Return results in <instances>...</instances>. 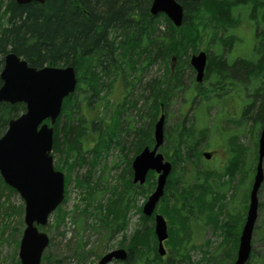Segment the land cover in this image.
Instances as JSON below:
<instances>
[{"label": "trees", "instance_id": "16d2710c", "mask_svg": "<svg viewBox=\"0 0 264 264\" xmlns=\"http://www.w3.org/2000/svg\"><path fill=\"white\" fill-rule=\"evenodd\" d=\"M177 2L183 8L179 26L174 25L163 13L151 14L152 0H44L43 3L30 1L24 4H18L15 0H0V70L3 56L8 51L24 58L34 67L72 65L75 68V90L64 98L61 111L53 124L52 152L63 157L61 166L66 169L65 196L75 168H86L83 176H75L79 190L85 191L82 194L84 198L81 197L83 208L76 206L75 209L83 214L94 207L96 212L92 216L100 215L104 223L100 221L98 225L105 224L109 234L116 229L122 231L127 228V212L135 207L139 190L130 179H121L122 190L118 192L115 186L107 187L102 181L100 184L99 176L94 180L91 173L100 167L101 159L106 157L110 149L119 150L120 154H135L143 146L151 145L156 114L161 112V106L163 111L166 110V141L161 150L164 154L171 152L174 165L168 176L159 212L170 224L166 241L169 248L163 256L157 253V240L153 226L150 225L152 220L137 208L140 223L129 237L123 233L119 241V246L128 253L123 264H183L189 260V250L194 249L193 245H188V227L196 221L197 216L191 211L189 204L199 205L201 212L198 215H204L205 210H214L215 203L210 201L215 194L213 187L210 189V186L203 184L202 175L191 165V155H197L199 146L207 135L205 127H201L199 123L206 118L203 107L211 105L209 98L197 103L194 101L195 106L198 105L192 111V117L190 112H182L173 126H167V108L172 96L185 88L184 77L189 81L193 80V69L189 63L191 53L199 52L203 42L208 46L212 45L211 50L216 52L209 51L208 46L204 48L208 55L204 77L210 76L212 84L209 89L219 90L215 96L224 91L221 86L227 82L232 84L239 80L238 83L241 81L246 85L258 80V75L261 76L263 84L249 100L242 94L239 95L243 106L238 118L241 121L249 122L253 119L256 122V114L259 117L257 124L264 120V0ZM239 7L247 9L252 25L250 27L257 35H261L259 60L255 64L244 59L249 57L230 60L227 55L236 42V37L224 36L223 32L228 26L235 28L238 25V19L232 14ZM239 64L244 68L240 75H236L234 68ZM154 65L159 67V75L145 79V74ZM169 74L171 82L168 80L170 77L167 79ZM116 82L124 91L123 96L114 100L119 109L113 113L108 125L104 122L105 115L109 104L115 103L109 100L108 95L112 96L111 91ZM196 93L190 97L196 98L201 91ZM256 102L259 105L254 107ZM84 110L92 114L89 121L82 113ZM23 111V103L0 102V136L5 132L9 120ZM90 132H96L97 136L93 144L86 148L85 137ZM229 143L235 146L232 154L235 156V166L224 169L219 176L215 174L213 178L208 174L206 177L212 178L210 181L213 185L225 177V174L234 181L235 173L240 170L239 164L244 157L241 151L243 144L238 139L235 140L234 136ZM256 147L257 141L252 153L253 161H257ZM58 166L54 163L55 169L59 170ZM254 169L255 167H249L245 170L249 184ZM151 178L152 175L148 177L150 187L154 185ZM229 179L220 183L221 188L226 191L225 187L231 181ZM193 180L195 181L192 182ZM0 183L9 191H14L1 178ZM95 190L102 193L112 190V194L105 202L94 200L92 194ZM247 190L248 184L244 191L245 207L238 217L236 232L229 233L225 223L220 228L215 226L220 236H223V245H228L231 250L227 252L228 264H233L238 247V235L247 208ZM2 195L0 192V199ZM225 196L226 193L223 198ZM12 210L11 206H5L0 201V214L4 211L9 216ZM56 210L55 222L60 224L64 221L66 212L61 209V205ZM47 225V229H50L52 224ZM39 229L42 230V226ZM231 242L232 246L229 245ZM218 245L219 248H224ZM79 250L75 249V255H78ZM203 253L206 255V251ZM48 260L49 255L43 253L41 262ZM206 261L208 264L215 263L213 258L212 262L209 258ZM13 264H20L19 260L13 258ZM258 264H263L260 259Z\"/></svg>", "mask_w": 264, "mask_h": 264}, {"label": "rangeland", "instance_id": "374dc122", "mask_svg": "<svg viewBox=\"0 0 264 264\" xmlns=\"http://www.w3.org/2000/svg\"><path fill=\"white\" fill-rule=\"evenodd\" d=\"M232 15L234 17L236 16V18L238 19V25L235 28H231L230 26H228L224 30L223 34L224 36L232 35L236 37V42L234 44L232 43L233 45L230 47V51L227 55L230 56V60H233L235 58H238L239 60L241 57H249L244 59H247L248 61L252 62V64H255L257 63V60H259V50H261L260 47L262 42L261 35H257L255 30L250 27L252 25L251 21L248 18V12L246 8L239 7L238 9L234 10ZM207 46L208 45L203 42L200 46V51L205 52L204 48H206ZM211 46H208L209 51L216 53L214 50H211ZM193 54L196 53L192 52L191 55ZM243 68L244 66L240 64L236 65L234 68V74L240 75ZM158 73L159 67L157 65H154L145 74V79H149L150 77L159 75ZM169 77L170 74L167 79ZM257 79L258 80L252 83L248 82L246 85L241 81L240 83H238L239 80L235 81L236 83H238V85L233 82L232 84L227 82L226 84H224V91H221L219 96L214 95L215 93L219 92V90L212 91L213 89H209L211 88V84L202 82L201 85L204 86H202L201 93L197 95L196 98L197 102L202 100L205 101L204 98H210L209 95H211L213 96V99L217 100L221 104V106L217 104H211L206 108V118L200 121L199 124L201 125V127H205L204 130L206 131L207 135L204 137V140H202L201 145L199 146V150H202L201 148L208 143L211 146L213 145L212 148H214L215 145L217 146L219 144L220 138L223 139V142L226 145L228 139L233 136L235 140L238 139V141H240V144H243V149L241 151L244 157L241 159L242 161H240L239 164L240 170L234 175V181H232V179H229V177H227L226 175L225 177L220 178L217 181V183L219 184L221 182H227L228 179L229 181L231 180L225 187L227 189V192L226 190L222 189L221 193H226V201L223 202H226L229 207H232L236 210V213L232 218L229 215V219H231V222H234L233 225H235L239 215L243 213L242 208L245 207L244 191L247 189V184V196L249 195L252 180L249 184L245 170L247 168L249 169V167H255L256 165V161H252V153L255 149L256 141L258 147V138L262 127V122L260 124H257V120H259V117L256 114L254 116V118L257 119L256 122L253 119H250L249 122L245 120H239L240 118L238 117L241 115L240 110L243 106V101L240 99L239 95L242 94V96H244L246 100H249L251 96H253L254 92L259 89L258 87L263 84V79L261 78V76L258 75ZM168 80L171 82V77ZM184 80L186 81L184 82L185 88H180L181 90L177 91V93L172 96L170 103L168 104V128L170 126H173V124L178 121L179 110L181 109L180 107L184 101V97L188 98L191 94H193L190 86L191 81H189L185 77ZM206 80L210 81V78L206 77ZM203 90L205 93H203ZM122 91H124L122 90V87H119V85L116 84L112 88V96L108 95L109 100L115 103H111L110 108L107 109L104 120L105 124L109 125L111 123L113 113H115L119 109V106L114 100H116L117 98L119 99L121 96H123ZM133 93L135 94V92ZM258 105L259 104L256 102L254 107ZM220 109L223 113L233 111L234 116H219ZM189 112L190 117H192L193 115L191 110H189ZM82 113L85 115L87 120H90L92 118V114H89L90 112L87 113V111L84 110ZM96 136V132H90L86 135V148L90 147V145L93 144V140L95 141ZM124 153L120 154L119 150L110 149L106 157H103L101 159L100 167L95 171H92V178L96 180L99 176V178H101L99 180L100 184H102L103 182L105 186H109L110 188L112 186H115L118 192H120V190H122L120 185L121 179L129 178L130 176V174L123 175L122 173L123 169L125 168V160L131 157V154ZM230 153L232 155L234 153L233 150H231ZM52 155L53 163L58 164V167H60L59 170H61L65 174L66 169L64 166H61L63 158L61 157V154L52 152ZM192 163L197 171H200V169H204V163L201 160H197ZM117 164V168H112V166H116ZM217 169H219L220 171L221 167ZM85 170L86 168H75L73 175H71V181L68 183L66 196H64V200L60 204L61 209L66 212L64 221L60 224H57L55 222L57 210H54L50 214L48 219V223L52 224L51 228L47 229V224L46 226L42 227V231H44L52 241H50L51 243H49V245L43 252L49 255L48 262L40 261V264H97L99 259L104 254L118 248H123L119 246V241L121 240L123 233L129 237L140 223L137 208L140 207L143 201L145 202L147 196L152 192L153 189L151 190V188L149 187H147L148 190L145 189L142 190V193L139 192L136 194L135 207L127 212V217L129 219L128 225L127 228L122 231L121 229H116L112 234H109L108 228L105 224L103 226L98 225L102 220L100 219V215H97V217L92 216V214L96 212L94 207H91L90 210L83 214H79L76 211L75 207L78 206L79 209L83 208L84 204L83 202H81V197L84 196L82 194H85V191L82 192L81 190H79L77 182L75 181L77 179L75 178V176H83ZM0 178L1 180H3L1 176ZM3 183L5 182L3 181ZM100 184H98V186ZM218 188L219 185L213 186V192L216 193V190ZM0 192H2L3 194L0 201L3 202L5 206H11L13 208L12 213H10L9 216H6L7 214H4V211H1L0 214V264H13V258H17V260H19V242L25 226L23 220L24 201L15 190L13 192L9 191L4 186H2L1 183ZM110 193L111 192L102 193V191L95 190L92 194V198L94 200H103V202H105L106 198H110ZM257 197V219L252 232L251 252L247 262L248 264H258L259 259L264 264V257H262L264 256V179L258 190ZM83 198L84 197H82V199ZM219 201H221V199H219ZM248 203L249 198L247 197V207ZM224 207L225 206H223L222 208V211L224 212L222 214V217H220L218 213L216 219H225L227 217ZM200 212L201 210L196 211V221L194 223L192 222L188 227L190 231V239L188 245H193L194 249L189 250V260H186L187 262L185 261L183 262V264H208L206 261V259L208 260V258L211 262L212 258L215 259L214 264H228L229 260H227V252H231V250L228 248V245H223V236H220V234L217 232L218 230H216L213 226L214 224L208 222L207 215L210 211L205 210L204 215H198V213ZM172 223L177 224L176 222ZM165 241H168V239H166ZM164 243L165 249L168 250L169 246L166 244L167 242ZM206 243H208L210 247H207L208 244ZM218 244H220L224 248H219ZM76 248L80 249L78 251V255H75ZM204 251H206V255H204ZM235 258L236 253L233 259L235 260ZM107 264H123V262L112 260Z\"/></svg>", "mask_w": 264, "mask_h": 264}, {"label": "water", "instance_id": "95a60500", "mask_svg": "<svg viewBox=\"0 0 264 264\" xmlns=\"http://www.w3.org/2000/svg\"><path fill=\"white\" fill-rule=\"evenodd\" d=\"M18 4L44 0H15ZM150 12L163 13L174 25L179 26L183 8L177 0H152ZM264 54V48H263ZM189 63L195 71V80L202 82L206 65V53L199 51L190 56ZM0 102L23 103L25 111L9 120L0 136V176L24 201V229L19 242L20 264H40L41 256L49 245V237L39 230L45 226L49 215L64 199V173L53 165V124L65 97L76 87V71L72 65L64 67H34L8 51L3 56L0 70ZM164 114L153 127L154 146L144 147L132 160L134 183H143L146 173H158L156 187L148 196L142 212L150 216L157 201L163 195L171 163L164 161L157 149L163 143ZM48 120V121H47ZM206 158L209 153H204ZM264 120L257 148V162L249 192V204L244 225L239 237L236 258L233 264H246L251 252V237L258 211L257 193L264 179ZM154 233L157 237V253H166L164 240L168 237L167 223L161 214L154 216ZM127 251L118 248L104 254L98 264H107L113 259L126 261Z\"/></svg>", "mask_w": 264, "mask_h": 264}, {"label": "flooded vegetation", "instance_id": "af4514ba", "mask_svg": "<svg viewBox=\"0 0 264 264\" xmlns=\"http://www.w3.org/2000/svg\"><path fill=\"white\" fill-rule=\"evenodd\" d=\"M207 61H208V55L206 54V65H207ZM206 65H205V67H206ZM193 69V68H192ZM192 75H193V80L191 81V90H192V92L195 94L198 90L199 91H201V88H202V86H204V85H201V83L203 82V83H208V84H212V82L211 81H207L206 80V77H204L205 76V69H204V75H203V80H202V82H197L196 80H195V71H194V69H193V73H192ZM208 77H210L209 75L207 76V78ZM116 84H118L119 85V87H120V84L118 83V82H116V83H114V85H116ZM225 85H223V86H221V88H223ZM112 92V91H111ZM203 93H205L204 92V90H203ZM197 94V93H196ZM196 98H197V96H196ZM196 98H193V97H188V98H185L184 99V101H183V103L181 104V109L179 110V116H181L182 115V112H184V113H188L189 112V110H191V112L192 111H195V108L197 107V105L195 106V102H197L196 100ZM207 99V98H206ZM204 100H205V98H204ZM195 101V102H194ZM209 101H210V103L211 104H217V105H220L221 106V104H220V102H218L217 100H215V99H213V98H209ZM111 104V103H110ZM109 104V108H110V105ZM209 106V105H208ZM193 108V109H192ZM207 108V106H204L203 107V110H207L206 109ZM167 110H168V108H167ZM165 111L166 110H164L163 111V106H161V112L159 113V114H156V119H155V122L157 121V119L159 118V116L161 115V114H164V116H165ZM219 116H224V117H226V116H231V117H233L234 115H233V111H231V112H226V113H223L222 111H221V109H220V115ZM238 116V115H237ZM168 117H169V114H168ZM165 121V120H164ZM155 122H154V124H155ZM154 124H153V127H154ZM164 126H165V122H164ZM221 139V140H220ZM219 139V144L216 146H214V148H212L213 147V145L211 146L209 143L207 144V145H204L201 149L202 150H199L198 151V153H197V155L196 154H194V155H191V165H193V163L192 162H195V161H197V160H201L203 163H204V169H200V171H198L199 172V174H201L202 175V183L203 184H205L207 187H209L210 186V189L213 187V186H218L219 185V188L216 190L217 191V194L215 193V194H213V196L211 197V200L210 201H212L213 203H215V205H214V210L213 211H210L209 213H208V222H211V223H213L214 225V227L215 226H217L218 228H220V226H222V225H224V223L225 224H227V227L229 228L228 229V232L229 233H232V232H236V229L238 228V219L236 220V223H235V225H233L234 224V222H231V219H229V215L231 216V218L234 216V214L236 213V210L234 209V208H232V207H229L228 206V204L226 203V202H223V201H226V196H225V198H223V193H221V190H222V188H221V186H220V183L218 184H214L213 185V182H211L210 181V179H212L214 176H215V174L216 175H218L219 176V174L220 173H222V171L224 170V169H226V168H228V167H230V168H232V167H234L235 166V163H236V160H235V156L234 155H231V150H233V151H235V146H233V145H231L230 143H229V140L231 139V138H229L228 139V141H227V144L225 145L224 144V142H223V139L222 138H220ZM165 141H166V136H165V130H164V127H163V143H162V145L165 143ZM162 145L157 149V152H160L162 155H163V158H164V161L166 160V161H169L170 163H171V166H172V168H173V165H174V162L172 161V154H171V152H168L167 154H164L163 152H162V150H161V147H162ZM228 145V146H227ZM153 146H154V138H153V128H152V144L151 145H146V146H143L142 148H141V150L144 148V147H149L150 149H152L153 148ZM204 149V150H203ZM140 150V151H141ZM139 151V152H140ZM139 152H137V153H132L131 154V157L129 158V159H126L125 160V168L123 169V175H125V174H130V176H129V178H122L123 179V181H126V180H128V179H130L131 180V182L136 186V188L139 190V192H141L142 193V190H145V189H147L148 190V188L147 187H149V188H151V190L152 189H154L155 188V186H156V182H157V176H158V173L156 172V171H154V170H149L147 173H146V178H145V181L143 182V183H140V182H136V183H134L133 181H132V178H133V168H132V160H133V158L139 153ZM204 153H209L210 154V157L209 158H206L205 156H204ZM203 158V159H202ZM253 161V160H252ZM254 162V161H253ZM253 162H252V164H253ZM117 166H118V164L114 167V166H112V168H117ZM212 167V168H211ZM221 167V169H220V171H219V169H217V168H220ZM209 168H211V169H209ZM172 171V170H171ZM208 174H210L211 175V177L212 178H210V177H206V176H209ZM247 174V173H246ZM150 175H152V180L154 181V185L152 186V187H150L148 184H149V181H148V177L150 176ZM227 177H229L228 176V174H225ZM169 176V175H168ZM198 179H199V177H197ZM151 179H150V181H151ZM167 181H168V177H167V180H166V182H165V185H164V189H163V195L160 197V199L157 201V203H156V206H155V208H154V210H153V213L150 215V216H148V217H150L151 218V220H152V222H151V224L150 225H152L153 226V231H154V222H155V220H154V216H155V214L156 213H158V214H162V213H160L159 212V210L161 211V207H162V200H163V197H164V194H165V190H166V185H167ZM195 180H193L192 182H194ZM208 181V182H207ZM218 181V180H217ZM207 182V183H206ZM121 183H122V180H121ZM138 187H140V188H138ZM141 188H143V189H141ZM153 191V190H152ZM109 192H112V190H110ZM227 192V191H226ZM111 194V193H110ZM148 197V196H147ZM219 199H221V201H219ZM143 204H144V201L141 203V205H140V210H141V214H143V212H142V208H143ZM190 205V209H191V211L193 212V213H196V211H199V210H201L200 208H199V205H197V204H192V203H190L189 204ZM223 206H225L224 208H225V210H226V212H225V214H226V218L225 219H219L218 220V218L216 219V217H217V214L219 213V215H220V217H222V214L224 213L222 210V208H223ZM195 211V212H194ZM144 215V214H143ZM163 215V214H162ZM144 216H146V215H144ZM164 216V215H163ZM164 218H165V216H164ZM245 218V217H244ZM165 220H166V222H167V226L169 227V221L165 218ZM244 223V222H243ZM243 223H242V225H241V227H240V231H239V235H240V233H241V229H242V226H243ZM155 234V233H154ZM239 235H238V239H239ZM155 237H156V235H155ZM230 238H232V237H230ZM156 240H157V237H156ZM235 241V240H234ZM164 242H166V241H164ZM157 244H158V242H157ZM233 244H234V242H233ZM164 245H165V243H164ZM229 245H231L232 246V242L229 244Z\"/></svg>", "mask_w": 264, "mask_h": 264}]
</instances>
